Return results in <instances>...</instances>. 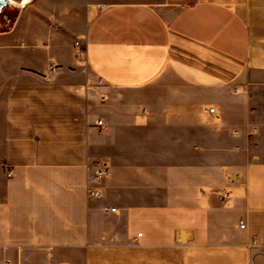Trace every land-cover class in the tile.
Listing matches in <instances>:
<instances>
[{
    "label": "crops",
    "instance_id": "1",
    "mask_svg": "<svg viewBox=\"0 0 264 264\" xmlns=\"http://www.w3.org/2000/svg\"><path fill=\"white\" fill-rule=\"evenodd\" d=\"M12 1L0 264H264V0Z\"/></svg>",
    "mask_w": 264,
    "mask_h": 264
},
{
    "label": "built area",
    "instance_id": "2",
    "mask_svg": "<svg viewBox=\"0 0 264 264\" xmlns=\"http://www.w3.org/2000/svg\"><path fill=\"white\" fill-rule=\"evenodd\" d=\"M86 45L87 40L85 35H79L75 41H74V55L77 60L80 61H86ZM57 64L53 60H49L47 62V71L52 72L56 68ZM97 84H102L103 80L101 78H97L96 80ZM101 98L104 100L107 98L106 94H101ZM206 110L209 113L216 114L217 110L214 106H208ZM96 124L99 126L103 125V120L98 119L96 121ZM111 173V166L108 162H106L103 159H95L90 167V174H89V180H88V187H87V194L91 197H101L102 191L98 187L99 182L103 179L109 176ZM7 175L10 177L13 175V170H9ZM103 209L107 212H113L116 210V207L114 206H104ZM241 227L245 226V223L241 221L240 223ZM140 235V233L138 234Z\"/></svg>",
    "mask_w": 264,
    "mask_h": 264
},
{
    "label": "rangeland",
    "instance_id": "3",
    "mask_svg": "<svg viewBox=\"0 0 264 264\" xmlns=\"http://www.w3.org/2000/svg\"><path fill=\"white\" fill-rule=\"evenodd\" d=\"M14 14H15V10L12 9H6L0 14V18L2 22L0 31L7 30L8 28H10V26L12 25Z\"/></svg>",
    "mask_w": 264,
    "mask_h": 264
},
{
    "label": "water",
    "instance_id": "4",
    "mask_svg": "<svg viewBox=\"0 0 264 264\" xmlns=\"http://www.w3.org/2000/svg\"><path fill=\"white\" fill-rule=\"evenodd\" d=\"M15 2H12L10 0H0V14L6 10V9H12L15 10ZM2 25L1 18H0V27Z\"/></svg>",
    "mask_w": 264,
    "mask_h": 264
},
{
    "label": "bare ground",
    "instance_id": "5",
    "mask_svg": "<svg viewBox=\"0 0 264 264\" xmlns=\"http://www.w3.org/2000/svg\"><path fill=\"white\" fill-rule=\"evenodd\" d=\"M10 1H12V0H10ZM27 1H28V0H26V2H27ZM12 2H13V1H12ZM26 2H25V0H22V1H21V4H25Z\"/></svg>",
    "mask_w": 264,
    "mask_h": 264
},
{
    "label": "snow or ice",
    "instance_id": "6",
    "mask_svg": "<svg viewBox=\"0 0 264 264\" xmlns=\"http://www.w3.org/2000/svg\"><path fill=\"white\" fill-rule=\"evenodd\" d=\"M25 2H26V0H25Z\"/></svg>",
    "mask_w": 264,
    "mask_h": 264
}]
</instances>
